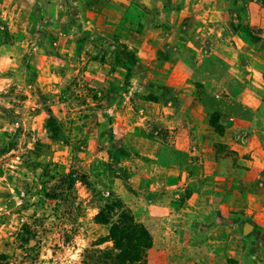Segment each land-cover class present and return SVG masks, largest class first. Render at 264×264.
<instances>
[{"label": "rangeland", "instance_id": "obj_1", "mask_svg": "<svg viewBox=\"0 0 264 264\" xmlns=\"http://www.w3.org/2000/svg\"><path fill=\"white\" fill-rule=\"evenodd\" d=\"M234 97L244 122L217 110ZM167 105L188 106L190 135L202 114L224 185L166 183L193 158ZM240 135H264L263 0H0V264H105L96 215L115 201L112 222L149 230L148 264H264V225L246 236L226 203Z\"/></svg>", "mask_w": 264, "mask_h": 264}, {"label": "crops", "instance_id": "obj_2", "mask_svg": "<svg viewBox=\"0 0 264 264\" xmlns=\"http://www.w3.org/2000/svg\"><path fill=\"white\" fill-rule=\"evenodd\" d=\"M235 76L237 77L234 72H230L226 75V80L229 81L230 79L233 80V84L237 83V81H234ZM233 87L235 88L236 86ZM194 109L196 110V113H194L196 125L193 123L192 128L194 127L195 134L190 135L191 132L188 128H185L190 123V116H192V113L188 111V106L186 110L176 109L169 105L166 106V126L176 129L174 135H169L171 147L180 151L184 150L183 152L188 151L193 156V158H189L186 164L166 165V183L171 181V184H169L170 188L178 189V185H184L186 182H191L195 186L204 182L214 183L216 187H219L220 184L224 185L223 181L225 179L221 177L220 173V167H224L214 163L217 150L213 144L216 135H202V130L197 127L199 125L198 119L202 114L199 111L197 112L196 108ZM217 110L232 114L234 119L244 122L246 120L240 119H249L250 117L248 116L252 107L251 104L234 97V99L230 100V105L222 106V108ZM244 126L247 127V124ZM210 130L212 129L210 128ZM240 138L242 139L241 145L236 148L233 147L238 152L235 153L237 157H235L234 161L237 158L238 160L236 164L227 165L233 171L234 176L230 180H226L230 182L229 184L232 188L227 194L226 203L228 204L227 208L232 211L237 210L239 207H244L246 214L244 219L247 223L251 222L253 224V229L258 225H264V135H240ZM188 139H190L189 143L192 142L190 146H186ZM237 139L239 138H235L234 141L237 142ZM239 157H242V159ZM240 164L242 166H239ZM237 186L244 189L246 200L244 198L241 199V191L237 189ZM167 190L170 189H166V192ZM170 194L174 196V201H177V197L180 196L177 193L173 194V192H170ZM196 196L200 200H205L203 204L217 202L214 196H201L198 193L192 196V201L196 200ZM188 203L190 204L189 201ZM191 204L193 205V202ZM175 207L167 202L166 216L174 215L172 211H174Z\"/></svg>", "mask_w": 264, "mask_h": 264}, {"label": "trees", "instance_id": "obj_3", "mask_svg": "<svg viewBox=\"0 0 264 264\" xmlns=\"http://www.w3.org/2000/svg\"><path fill=\"white\" fill-rule=\"evenodd\" d=\"M264 1V0H263ZM221 113L215 112L212 115V126L219 131L222 126L217 123V119ZM121 205L112 202L103 207L96 215V220L100 224H110L107 238L101 239L99 243L110 239L113 247L105 251V264H148L147 251L152 247V236L147 227L137 220L132 214L125 210L120 212L119 220L111 221V212L120 210ZM243 227L246 236L251 234L253 224L247 223Z\"/></svg>", "mask_w": 264, "mask_h": 264}, {"label": "water", "instance_id": "obj_4", "mask_svg": "<svg viewBox=\"0 0 264 264\" xmlns=\"http://www.w3.org/2000/svg\"><path fill=\"white\" fill-rule=\"evenodd\" d=\"M33 243L31 242L30 245H32Z\"/></svg>", "mask_w": 264, "mask_h": 264}]
</instances>
